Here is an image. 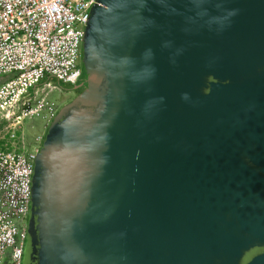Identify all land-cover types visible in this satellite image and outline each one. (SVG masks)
Here are the masks:
<instances>
[{
	"label": "water",
	"instance_id": "obj_1",
	"mask_svg": "<svg viewBox=\"0 0 264 264\" xmlns=\"http://www.w3.org/2000/svg\"><path fill=\"white\" fill-rule=\"evenodd\" d=\"M82 52L22 264H264V0H96Z\"/></svg>",
	"mask_w": 264,
	"mask_h": 264
},
{
	"label": "built area",
	"instance_id": "obj_2",
	"mask_svg": "<svg viewBox=\"0 0 264 264\" xmlns=\"http://www.w3.org/2000/svg\"><path fill=\"white\" fill-rule=\"evenodd\" d=\"M95 1L0 0V75H12L7 93H32L46 76L70 85L80 80L77 61ZM26 152L13 132L0 136V262L10 264H22L38 151Z\"/></svg>",
	"mask_w": 264,
	"mask_h": 264
},
{
	"label": "rangeland",
	"instance_id": "obj_3",
	"mask_svg": "<svg viewBox=\"0 0 264 264\" xmlns=\"http://www.w3.org/2000/svg\"><path fill=\"white\" fill-rule=\"evenodd\" d=\"M11 76L0 75V136L7 138L13 132L14 141L23 145L28 154L39 150L52 118L75 94L42 81L32 93H7L6 83Z\"/></svg>",
	"mask_w": 264,
	"mask_h": 264
},
{
	"label": "flooded vegetation",
	"instance_id": "obj_4",
	"mask_svg": "<svg viewBox=\"0 0 264 264\" xmlns=\"http://www.w3.org/2000/svg\"><path fill=\"white\" fill-rule=\"evenodd\" d=\"M82 45H81V49H80V53H79V57H78V65H79V69H80V80L75 84L72 92L75 94V97L77 95H79L80 93L84 92L85 90L87 91V87H86V78H85V68L84 65L82 63Z\"/></svg>",
	"mask_w": 264,
	"mask_h": 264
},
{
	"label": "trees",
	"instance_id": "obj_5",
	"mask_svg": "<svg viewBox=\"0 0 264 264\" xmlns=\"http://www.w3.org/2000/svg\"><path fill=\"white\" fill-rule=\"evenodd\" d=\"M7 77H10V74L6 75ZM52 82L54 85H56L57 87L63 89V90H70V89H73L75 85H70V84H67V83H64L62 81H59L57 80L56 78L54 77H51V76H46L42 82Z\"/></svg>",
	"mask_w": 264,
	"mask_h": 264
},
{
	"label": "crops",
	"instance_id": "obj_6",
	"mask_svg": "<svg viewBox=\"0 0 264 264\" xmlns=\"http://www.w3.org/2000/svg\"><path fill=\"white\" fill-rule=\"evenodd\" d=\"M0 264H10L7 258L3 259Z\"/></svg>",
	"mask_w": 264,
	"mask_h": 264
}]
</instances>
